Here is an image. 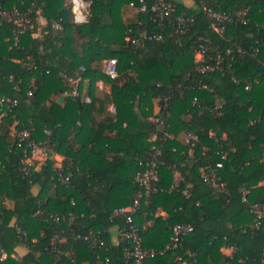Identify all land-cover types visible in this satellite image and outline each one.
<instances>
[{
    "label": "trees",
    "instance_id": "16d2710c",
    "mask_svg": "<svg viewBox=\"0 0 264 264\" xmlns=\"http://www.w3.org/2000/svg\"><path fill=\"white\" fill-rule=\"evenodd\" d=\"M24 1L33 27L17 44L14 26L0 22V97L16 102L5 107L0 122V264H131L125 243L113 242L126 227L114 211L141 192L135 177L158 127L150 120L155 101L169 107L156 116L167 120L173 138L164 144L159 172L158 185L167 191L143 199L136 216L145 248L162 251L145 264H264V219L250 229L251 206L264 201V0H175V16L194 18V25L185 34L168 26L165 41L141 40L138 46L126 40L127 31L134 37L160 31L150 17L155 0H144L148 9L134 24H125L122 10L140 7L141 0H87L84 25L73 23L68 0ZM208 8L232 15L248 9L249 23L217 33ZM41 19L46 26L39 31ZM198 50H206L211 64L227 53L232 60L223 71L201 73ZM113 58L119 63L114 80L102 70V62ZM33 79L37 90L28 100ZM99 83L109 93L99 92ZM204 107L218 111L202 112ZM13 127L30 129L36 142L50 140L62 166L48 159L26 173L25 147L18 146ZM188 130L212 149L208 163L222 166L216 168L222 193L203 181L201 147L195 153L201 161L188 158L182 136ZM158 209L166 216L156 215ZM177 224L193 230L165 250ZM86 237L103 245L93 247ZM19 247L25 255L17 254Z\"/></svg>",
    "mask_w": 264,
    "mask_h": 264
},
{
    "label": "built area",
    "instance_id": "2783aa9c",
    "mask_svg": "<svg viewBox=\"0 0 264 264\" xmlns=\"http://www.w3.org/2000/svg\"><path fill=\"white\" fill-rule=\"evenodd\" d=\"M72 9V21L75 25H84L89 22L90 19V4L87 0H68ZM137 8V7H136ZM148 6L144 0H141V5L138 7L139 13L146 12ZM178 4L175 0H155L151 6V19L157 23L159 32H153L148 34L141 32L138 37L132 36V31H127L126 40L131 42L133 46H138L141 40H149L156 42H163L166 39L165 29L168 26L173 28L174 34H185L190 27L194 25V18L187 17L182 14H177ZM208 15L212 19L213 29L220 34H223L227 27L234 24H248L250 11L247 9L237 15L221 13L215 11L212 8H208ZM32 11L26 6L24 0H0V22L6 21L14 26V41L17 44L20 38L33 27ZM53 28L58 30L61 26L57 23L53 24ZM1 33V32H0ZM206 50H198L195 55V59L198 63L203 65L199 67L201 73L223 71L222 65L225 61H231L232 57L227 53V57L219 55L215 62L211 64L212 60L208 61L205 58ZM118 59H108L103 63V73L110 79H116L118 77ZM230 66V65H229ZM229 68V67H228ZM83 71L84 68L81 67ZM103 88L102 83L99 85ZM28 100L31 99L37 90L35 79H33L29 85ZM77 95V91H74ZM16 105V102L0 97V122L3 117L8 113L5 107L9 105ZM194 104H199L198 99L194 98ZM200 106V105H199ZM7 108V109H8ZM115 113V109H111ZM202 112L217 113L218 107L201 109ZM158 114V113H157ZM156 114V115H157ZM156 115L150 117L151 121H154L158 127L155 133L150 139L151 148L148 153V157L142 161L139 160L140 170L135 177V183L141 188V192L138 193L133 203L127 207H122L114 211V216H122L125 219L126 227L119 232L120 240L125 243V255L131 264H145L147 260L155 257L160 252L149 250L145 248L143 239L140 234V227L136 223V216L142 205V201L145 198H149L159 192H166L167 190L159 187L160 182V168L164 164L163 147L167 140L173 138L172 133L169 131V124L166 119L157 117ZM12 135L18 143L19 147H25V157L22 159L24 170L26 173L30 171L31 167L37 169L38 165L45 162L48 159H53L57 162L58 154L51 148L50 140L43 142H36L32 138L31 130L28 128L19 130L15 127L12 128ZM184 142L188 145V158L193 159L196 162L201 161L200 157H196V150L201 147L202 157L206 159V165L201 167L203 181L209 185L216 193H222L224 191V184L221 181V177L217 175L216 168L219 169L222 166L217 164L216 168H213L208 161L212 157L213 151L208 146L202 145V137L198 132L191 130L183 132ZM210 138L214 139L215 143H219L220 139L215 137L214 133H210ZM60 181L67 183L69 178L60 175ZM247 193V190L244 191ZM184 194L188 195V190L184 191ZM250 213L253 215V221L250 224V229H259L262 220L264 219V201L255 203L251 206ZM55 221H59V216H51ZM191 225L177 224L173 227L172 242L166 247L165 250L177 248L183 239L192 232ZM93 247H96L99 243L103 245L100 239L96 238L91 240L89 237L84 239ZM108 261V260H107ZM181 264H194L188 263V261L180 259Z\"/></svg>",
    "mask_w": 264,
    "mask_h": 264
},
{
    "label": "crops",
    "instance_id": "0c3cea01",
    "mask_svg": "<svg viewBox=\"0 0 264 264\" xmlns=\"http://www.w3.org/2000/svg\"><path fill=\"white\" fill-rule=\"evenodd\" d=\"M180 1H183V0H180ZM184 1H185V4L192 5V3L190 2V0H184ZM138 15H139L138 8H136L134 6H125L123 8V10H122V17H123V20H124L125 24H134V23L138 22ZM39 22H40V27H39V31H40V30H42V28H44L46 26V21H43V19H41ZM57 33H61V31H59ZM104 61H106V60H104ZM104 61L102 62V68H103ZM99 85H100V83L98 84V89H99L98 91L99 92L105 91V92L109 93V91H110L109 90V87H106L103 83H102L103 88H100ZM62 98H63V101L62 102H64V100H65V96L64 95H61V97L59 98V101L61 102V99ZM85 101L86 102H90V99H89L88 96L85 97ZM154 104H155V108H153L152 116L156 115L158 112H160V109H162L159 101H155ZM111 109H112V107H111ZM111 112H112V110H111ZM58 159L59 160L56 163L57 164V167H61L62 164H63V162H64V158H63V156L58 155ZM43 163L44 162H42V163H40L38 165L37 170L40 169V167L43 165ZM156 215H161V216L165 217L166 216V213L163 210L158 209ZM148 225L149 226H152L153 225V222H149ZM119 239H120L119 234L118 233L117 234H114V236H113V242L116 243V244H118V240ZM26 251H27V249L25 247H19L16 250V252H17V254L19 256L25 255L26 254ZM223 253L226 254V255H231L232 254V250L225 248V249H223Z\"/></svg>",
    "mask_w": 264,
    "mask_h": 264
},
{
    "label": "water",
    "instance_id": "95a60500",
    "mask_svg": "<svg viewBox=\"0 0 264 264\" xmlns=\"http://www.w3.org/2000/svg\"><path fill=\"white\" fill-rule=\"evenodd\" d=\"M62 101H63V98L61 99V102H62ZM165 104H166V103H165L164 101H161V102H160V105H161L162 108L164 107ZM165 111H166V112L169 111V107H168V106L165 108Z\"/></svg>",
    "mask_w": 264,
    "mask_h": 264
},
{
    "label": "rangeland",
    "instance_id": "374dc122",
    "mask_svg": "<svg viewBox=\"0 0 264 264\" xmlns=\"http://www.w3.org/2000/svg\"><path fill=\"white\" fill-rule=\"evenodd\" d=\"M153 108H155V105L153 106ZM164 108H166V106H165ZM158 113H159V112H158ZM56 160H57V161L59 160L58 157H57ZM261 186H264V182L261 184Z\"/></svg>",
    "mask_w": 264,
    "mask_h": 264
}]
</instances>
